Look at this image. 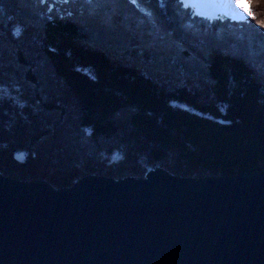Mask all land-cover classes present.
<instances>
[{
    "label": "trees",
    "instance_id": "obj_1",
    "mask_svg": "<svg viewBox=\"0 0 264 264\" xmlns=\"http://www.w3.org/2000/svg\"><path fill=\"white\" fill-rule=\"evenodd\" d=\"M205 17L179 0H0V173L65 188L263 171L264 28Z\"/></svg>",
    "mask_w": 264,
    "mask_h": 264
},
{
    "label": "water",
    "instance_id": "obj_2",
    "mask_svg": "<svg viewBox=\"0 0 264 264\" xmlns=\"http://www.w3.org/2000/svg\"><path fill=\"white\" fill-rule=\"evenodd\" d=\"M0 264H264V170L65 188L0 173Z\"/></svg>",
    "mask_w": 264,
    "mask_h": 264
},
{
    "label": "rangeland",
    "instance_id": "obj_3",
    "mask_svg": "<svg viewBox=\"0 0 264 264\" xmlns=\"http://www.w3.org/2000/svg\"><path fill=\"white\" fill-rule=\"evenodd\" d=\"M226 2H227V9L219 8V7H212V8L211 7H206L205 8V6H199V7H195L194 8V11L197 12V13H204V15H206L207 17H211V16H215V15H220V14L223 15L224 11H228L229 17H231V16H236L237 18H239V17H245V16L247 17V15L245 13H242L238 9L235 8V6L231 3V0H226ZM218 3H219V0H218ZM144 5L147 7L145 1H144ZM250 8L252 9L253 14H255L257 25L261 26L262 24H264V0H253V2L250 5ZM150 10H151V8H150ZM132 26L135 29H137V28L142 27L143 25H138V24H135L134 25V24H132ZM148 28H150V30H148V31L154 32L153 31L154 30L153 29V26L150 25V27L148 26ZM158 29H159V27H158ZM148 31L143 32V33H148ZM150 36H152V34ZM195 42L197 44L198 41L195 40ZM201 42H203V41H200L198 43H201ZM206 42L207 43H205V47L206 46L212 47L211 46L212 43L208 42V40ZM234 44L235 45H239V43H235V41L233 42V45ZM213 47H215V46H213ZM206 48H208V47H206ZM161 49H163V48L161 47ZM158 50H160L159 46H158ZM235 55H237V54H235Z\"/></svg>",
    "mask_w": 264,
    "mask_h": 264
},
{
    "label": "snow or ice",
    "instance_id": "obj_4",
    "mask_svg": "<svg viewBox=\"0 0 264 264\" xmlns=\"http://www.w3.org/2000/svg\"><path fill=\"white\" fill-rule=\"evenodd\" d=\"M44 0H41V3H43ZM130 3L135 4L136 0H129ZM253 2V0H231V3L235 6L236 9H238L240 12L245 13L247 17L254 18L253 13L251 12L250 5ZM180 5L183 8H189V7H199V6H205V7H219L227 9V2L226 0H179ZM201 18H206L204 13H199ZM224 16L228 17L229 13L228 11H224ZM230 19L233 22L237 21L236 16H231ZM209 22L211 23V18H209ZM261 28H264V24L260 26ZM19 158V157H17Z\"/></svg>",
    "mask_w": 264,
    "mask_h": 264
},
{
    "label": "bare ground",
    "instance_id": "obj_5",
    "mask_svg": "<svg viewBox=\"0 0 264 264\" xmlns=\"http://www.w3.org/2000/svg\"><path fill=\"white\" fill-rule=\"evenodd\" d=\"M206 8V7H205ZM212 8V7H211Z\"/></svg>",
    "mask_w": 264,
    "mask_h": 264
}]
</instances>
